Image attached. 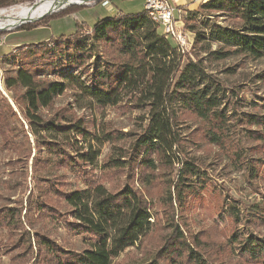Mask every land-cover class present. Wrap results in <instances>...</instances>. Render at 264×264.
<instances>
[{
	"label": "trees",
	"instance_id": "trees-1",
	"mask_svg": "<svg viewBox=\"0 0 264 264\" xmlns=\"http://www.w3.org/2000/svg\"><path fill=\"white\" fill-rule=\"evenodd\" d=\"M21 1L24 0H0V9ZM219 16L229 24L216 22L214 19ZM183 22L184 29L193 36V51L206 54L205 59H186L188 53H181L178 44L162 32L145 9L138 14H118L97 21L88 36L90 42L81 34L86 25L78 23L72 36L30 44L20 63L16 59L9 63L12 69L5 76V89L9 93L21 91L22 105L13 97L18 115L9 99L0 94V149L25 155L31 145L30 137L41 145L53 161L37 180L48 179L51 194L60 198L65 209L50 203L48 192L41 193L37 202L29 199L27 214L33 213L34 206L40 216H55L62 221L72 235L84 240L92 238L79 252L66 249L46 233L19 231L22 211L4 208L0 210V225L8 232L6 244L12 245L13 251L23 249L14 259H22L27 253L37 254L36 264H114L128 249L140 244L153 231L154 215L145 195L134 186L136 169L145 171L138 174V179L148 186L158 180L159 169L178 168L173 185L177 200L184 201L190 190L191 196L196 194V178H201L199 165L186 157L180 119L193 117L202 122L207 128L206 141L227 152L233 150L236 167L244 165L247 158L239 142L227 144L234 122L245 126L247 138L264 142V115L246 114L238 119L237 114L225 109L227 90L205 63L236 55L252 60L264 58V0H211L189 12ZM37 28L27 25L22 30ZM69 90L82 109H115L126 104L144 110L143 127L131 140L130 148L115 149L114 155L99 166L102 155L93 143L104 146L122 137H115L107 128L99 133L91 131L83 119L62 113L45 118L43 111ZM248 166L252 180L259 177L254 167ZM58 168L76 174L85 187L64 189L63 184L53 182V170ZM98 170L103 174L125 171L128 181L110 190L94 175ZM263 207L264 200L254 207L255 221L264 219L259 216ZM226 210L223 212L228 218L240 222L234 205ZM182 237L178 229L172 239L175 247L165 248L166 252H174L168 258L177 255L185 264H209L198 252L185 248ZM230 241L236 255L247 264H264V238L239 229ZM162 255L161 249L153 259L139 264H164Z\"/></svg>",
	"mask_w": 264,
	"mask_h": 264
},
{
	"label": "rangeland",
	"instance_id": "rangeland-1",
	"mask_svg": "<svg viewBox=\"0 0 264 264\" xmlns=\"http://www.w3.org/2000/svg\"><path fill=\"white\" fill-rule=\"evenodd\" d=\"M38 1L24 0L13 6L19 8L21 5H33ZM93 1L82 0L75 3L78 5L45 15L46 17L44 16L45 18L41 21L0 32V44L2 45L0 47V70L2 73L0 94L9 99L18 115H20L18 107L15 106L12 99L14 97L17 103L22 105L19 98L21 91L9 93L4 85L5 76L12 69L9 64L12 63V59H16L19 61L17 63H20V59L29 49L27 47L30 44L41 43L51 37L72 36L77 30L78 23L86 25L81 34L90 42L88 36L91 35L92 28L97 21L116 14L141 13L144 11L145 4L148 3L147 0H108L109 6L106 7L103 6V2L107 0L97 3ZM73 11L77 12L50 20L55 16ZM214 20L222 26L229 24L221 16ZM27 25L38 28L31 31L22 30ZM184 28L185 25L182 22L180 29L186 33L189 42L186 59L193 61L198 60V57L205 59L206 54L193 51L191 45L193 36ZM169 38L174 41L171 36ZM13 44H19L21 47L10 51ZM213 49L215 50L216 47ZM205 63L209 68L208 71L222 83L225 91L227 90L228 98L225 102L227 103L225 109L231 114H237L238 119L243 118L246 114L264 115V58L252 60L236 55L225 61ZM60 113L75 119H83L91 131L95 129L99 133L102 128H107L115 137H122V139L104 146L93 143L95 149L102 155L98 158L99 166L114 155L115 149L130 148L131 140L141 131L144 117H146L144 110H136L126 104L115 107V109L113 107L82 109L74 102V93L70 90L57 98L49 109L43 111V115L47 119L60 115ZM188 118L187 120L180 119L179 126L185 136L186 157L194 159L199 165L201 178H196L197 184L194 185L196 194L191 196L190 190L185 195L184 201L177 200L173 185L178 168L159 169L157 171L158 180L148 186L141 184L138 179V174L145 171L136 169L134 186L145 195L144 197L152 208L154 227L153 231L140 244L128 249L119 259L115 260L114 264H139L153 259L161 249L164 251L161 260L165 264L169 259V254H174L173 251L166 252L165 248L175 247L176 243L172 239L178 229L183 233V246L198 252L209 264H247L245 260L243 261L236 255V248L231 246L230 237L235 230L240 229L245 234L250 233L264 238V219L255 221L252 216L254 207L262 204L264 200V142L250 140L245 135V126L232 122L234 128H231L229 134L231 141H228L227 144L229 146L238 145L237 142H239V148L241 147L246 152L247 158L244 165L240 164L236 167L232 161L233 150L227 152L219 146L210 145L205 139L207 128L203 127L202 122L195 121L193 117ZM23 124L26 125L24 121ZM30 138L31 145L25 155L19 154L17 150L7 152L0 149V210L3 211L4 208L21 210V225L17 228L19 231L21 229V231H31L32 234L36 231L46 233L62 247L79 252L87 247V243L92 238L84 240V237L72 235L67 232L62 221H58L55 216H40L36 213L34 206L33 213L27 214L29 199H35L34 201L37 202L36 199L41 197V193L48 192L47 200H50V203L59 207L60 210L63 209L59 202L60 198L51 194L48 179L37 180V177L44 176V173L41 172L43 169H50L51 162L49 161H53V159L47 156L41 145L36 144L32 137ZM230 148L233 149V147ZM248 165L254 167L253 169L256 174L258 172L259 177L252 180ZM56 167L57 165H53V168ZM54 171L55 177L52 178V181L59 182L60 186L63 184L64 189L85 187L83 181L67 169L58 168L54 169L53 173ZM93 173L110 190L128 181L125 171L103 174L98 170ZM229 205H234L239 211L240 222L234 223L232 219L228 218V215L224 214L223 211ZM63 210L65 211V209ZM259 216L264 217V212L261 211ZM7 234V229L0 225V242L5 245L0 248V264H36L37 249L35 244H33L35 255L26 253L22 259L20 257H18L19 260L14 259L13 257L23 252V249L13 251L12 245L6 244L8 243ZM166 264H185V262L179 256L174 255V258L169 259Z\"/></svg>",
	"mask_w": 264,
	"mask_h": 264
},
{
	"label": "built area",
	"instance_id": "built-area-1",
	"mask_svg": "<svg viewBox=\"0 0 264 264\" xmlns=\"http://www.w3.org/2000/svg\"><path fill=\"white\" fill-rule=\"evenodd\" d=\"M169 1L170 0H147L146 10L149 12L153 21L163 29L162 32L174 39L180 47L181 53L186 54L189 50V42L186 33L183 32V29H180L186 14L181 9L179 10V8L173 7ZM103 6L108 7V1H104ZM1 80L2 73L0 70V83Z\"/></svg>",
	"mask_w": 264,
	"mask_h": 264
},
{
	"label": "bare ground",
	"instance_id": "bare-ground-1",
	"mask_svg": "<svg viewBox=\"0 0 264 264\" xmlns=\"http://www.w3.org/2000/svg\"><path fill=\"white\" fill-rule=\"evenodd\" d=\"M42 1V0H41ZM33 5H21L0 10V32L12 30L23 23L40 21L46 15L59 12L82 0H43ZM98 0L93 2L97 3ZM12 9V10H10ZM10 11V12H9Z\"/></svg>",
	"mask_w": 264,
	"mask_h": 264
},
{
	"label": "crops",
	"instance_id": "crops-1",
	"mask_svg": "<svg viewBox=\"0 0 264 264\" xmlns=\"http://www.w3.org/2000/svg\"><path fill=\"white\" fill-rule=\"evenodd\" d=\"M209 1H211V0H170L169 2L172 4L173 7L179 8V10L181 9L187 15L189 12H194V11L198 10V8L202 4H205V3L209 2ZM145 9H146V4L144 6V10ZM116 15H118V14H116ZM50 39H52V37L48 38L46 40H43V41L47 42ZM0 47H2L1 44H0ZM20 47L21 46H19V44H17V45L13 44V46L10 47V51H12V50H14L16 48H20Z\"/></svg>",
	"mask_w": 264,
	"mask_h": 264
},
{
	"label": "water",
	"instance_id": "water-1",
	"mask_svg": "<svg viewBox=\"0 0 264 264\" xmlns=\"http://www.w3.org/2000/svg\"><path fill=\"white\" fill-rule=\"evenodd\" d=\"M100 1H102V0H98L97 2H100ZM74 5H78V4H73V5H71V6H74ZM71 6H70V7H71ZM68 7H69V6H68ZM68 7H67V8H68ZM65 9H66V8H65ZM45 17H46V16H45ZM45 17H44V18H45ZM44 18H43V19H44ZM41 20H42V19H41ZM41 20H40V21H41ZM35 22H37V21H32V22L23 23L22 25H20V26H18V27H16V28H20L21 26H23V25H25V24H32V23H35ZM14 29H15V28H14Z\"/></svg>",
	"mask_w": 264,
	"mask_h": 264
}]
</instances>
